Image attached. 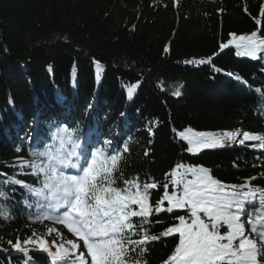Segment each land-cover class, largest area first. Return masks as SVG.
I'll list each match as a JSON object with an SVG mask.
<instances>
[{
  "label": "trees",
  "instance_id": "16d2710c",
  "mask_svg": "<svg viewBox=\"0 0 264 264\" xmlns=\"http://www.w3.org/2000/svg\"><path fill=\"white\" fill-rule=\"evenodd\" d=\"M262 5L264 0H0V173L39 186L29 168L21 174L17 159L33 160L31 146L41 137L59 145V129L67 127L89 149L97 143L108 154L120 150L117 186H123L121 175L157 182L153 206L178 163L202 165L227 185L248 181L264 189V149L251 146L259 141L238 143L244 131L264 136V97L256 91L264 93V53L257 60L238 55L235 45L221 48L231 34L264 38ZM209 57L210 63H198ZM93 59L101 63L99 73ZM177 88L179 97L172 95ZM186 128L241 135L192 155L179 136ZM0 190L9 213L7 220L0 217V264H29L8 242L19 239L23 246L34 232V239L44 238L48 228H57L62 235L53 233L55 239L70 247L66 240L74 238L64 226L35 219L37 209L23 203L33 197L23 187L0 184ZM150 219V234L159 235L173 215ZM178 242V234L150 242L141 264H163ZM29 257L31 264H50L44 252Z\"/></svg>",
  "mask_w": 264,
  "mask_h": 264
},
{
  "label": "snow or ice",
  "instance_id": "6c2138e0",
  "mask_svg": "<svg viewBox=\"0 0 264 264\" xmlns=\"http://www.w3.org/2000/svg\"><path fill=\"white\" fill-rule=\"evenodd\" d=\"M260 14L264 16V5ZM231 35L232 39L222 44V49L235 45L241 50L238 55L261 58L264 38L258 37L257 32L238 37ZM210 62L211 57L198 61L199 64ZM92 63L98 73L102 71L99 61L93 59ZM235 79L242 80L238 75ZM135 88L136 85L128 87L129 97ZM256 91L264 97L260 89ZM172 95L181 96L180 88ZM59 133L63 135L58 136V147L33 149L31 161L17 159L21 174L25 167L29 168V174L36 177L39 186L0 173L6 177L0 184L20 185L33 197L31 202L25 197L23 203L29 209H37V221H53L77 238L66 240L70 247L53 240L56 251L51 250L44 238L34 239L35 232L33 237L23 241V246L19 239L15 244L9 241L13 250L29 259V264L32 251L47 254L50 264H141L140 258L147 253L146 246L150 242L162 237L175 238L177 234L179 242L163 264H262L264 261V189L252 187L248 181L227 185L215 179L211 170L202 165L178 163L166 174L168 182L163 184V195L153 206L150 195L151 190L159 187L157 182L141 183L138 175L131 179L121 175L123 186H117L113 173L120 159L119 149L112 154L104 148L89 149L81 143L76 131H69L67 127L59 129ZM240 135L238 130L217 134L196 132L191 128L179 133L187 142L186 151L192 155L222 148L226 143L236 142ZM246 141H259L258 145L251 146L264 149L262 135L244 131L238 143L245 145ZM16 151L21 149L17 147ZM123 151H128L127 143ZM0 197L8 199L3 190ZM174 210H185V214L179 215ZM161 213L172 214L173 222L159 235L150 234L153 223L150 217ZM0 217L9 219L4 204H0ZM28 218L31 220L33 214ZM133 218H138V222ZM53 233L62 235L57 228L47 229V235ZM78 249L83 250L73 258L72 254Z\"/></svg>",
  "mask_w": 264,
  "mask_h": 264
},
{
  "label": "rangeland",
  "instance_id": "374dc122",
  "mask_svg": "<svg viewBox=\"0 0 264 264\" xmlns=\"http://www.w3.org/2000/svg\"><path fill=\"white\" fill-rule=\"evenodd\" d=\"M45 145H46V141H41V142L39 141V142L35 143V146L34 147L36 149H39L40 147L45 146ZM44 239L48 241L49 247L51 248V250L52 251H56V247L54 245H52V241L53 240H56L55 237H54V235L52 234L51 236H49L46 233V234H44ZM56 243L59 244V242H57V241H56Z\"/></svg>",
  "mask_w": 264,
  "mask_h": 264
},
{
  "label": "bare ground",
  "instance_id": "6f19581e",
  "mask_svg": "<svg viewBox=\"0 0 264 264\" xmlns=\"http://www.w3.org/2000/svg\"><path fill=\"white\" fill-rule=\"evenodd\" d=\"M31 148L35 149L34 145H32Z\"/></svg>",
  "mask_w": 264,
  "mask_h": 264
}]
</instances>
